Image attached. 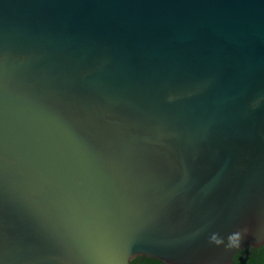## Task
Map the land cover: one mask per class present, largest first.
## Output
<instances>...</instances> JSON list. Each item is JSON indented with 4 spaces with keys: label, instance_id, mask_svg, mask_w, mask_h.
Wrapping results in <instances>:
<instances>
[{
    "label": "water",
    "instance_id": "1",
    "mask_svg": "<svg viewBox=\"0 0 264 264\" xmlns=\"http://www.w3.org/2000/svg\"><path fill=\"white\" fill-rule=\"evenodd\" d=\"M261 245L264 0H0V264Z\"/></svg>",
    "mask_w": 264,
    "mask_h": 264
},
{
    "label": "trees",
    "instance_id": "2",
    "mask_svg": "<svg viewBox=\"0 0 264 264\" xmlns=\"http://www.w3.org/2000/svg\"><path fill=\"white\" fill-rule=\"evenodd\" d=\"M244 260V251L236 252L232 257L231 264H243ZM130 264H168L157 258L138 255L130 260ZM246 264H264V245L259 246L258 248H249Z\"/></svg>",
    "mask_w": 264,
    "mask_h": 264
},
{
    "label": "flooded vegetation",
    "instance_id": "3",
    "mask_svg": "<svg viewBox=\"0 0 264 264\" xmlns=\"http://www.w3.org/2000/svg\"><path fill=\"white\" fill-rule=\"evenodd\" d=\"M244 261V260H243Z\"/></svg>",
    "mask_w": 264,
    "mask_h": 264
}]
</instances>
